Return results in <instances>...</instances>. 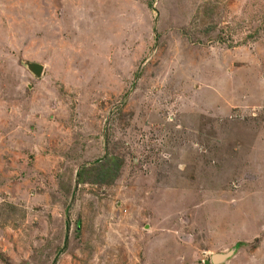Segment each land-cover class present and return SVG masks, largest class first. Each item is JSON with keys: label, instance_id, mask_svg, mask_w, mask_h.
Instances as JSON below:
<instances>
[{"label": "rangeland", "instance_id": "374dc122", "mask_svg": "<svg viewBox=\"0 0 264 264\" xmlns=\"http://www.w3.org/2000/svg\"><path fill=\"white\" fill-rule=\"evenodd\" d=\"M235 246L264 264V0H0V264Z\"/></svg>", "mask_w": 264, "mask_h": 264}, {"label": "water", "instance_id": "95a60500", "mask_svg": "<svg viewBox=\"0 0 264 264\" xmlns=\"http://www.w3.org/2000/svg\"><path fill=\"white\" fill-rule=\"evenodd\" d=\"M25 64H26L27 68L34 74V76L40 77L42 75L43 70H44V64L39 63V62H27V61H25ZM68 238H69V236L66 235L65 244H66ZM238 249L239 248L237 246H235V247L230 248L229 250H225L224 252L212 253L210 258L205 259L204 261L206 264H224L229 259H231L233 257V255H235V253L237 252ZM56 258H55L54 262L57 260Z\"/></svg>", "mask_w": 264, "mask_h": 264}, {"label": "trees", "instance_id": "16d2710c", "mask_svg": "<svg viewBox=\"0 0 264 264\" xmlns=\"http://www.w3.org/2000/svg\"><path fill=\"white\" fill-rule=\"evenodd\" d=\"M118 163L119 162H117L114 158H112V160L109 161L107 164L109 166L106 165L105 167L104 163H102V168L97 169V170L88 169V168L83 167L79 173V182L84 181L85 177H88L89 179L92 180V182H95V183H102L108 180L109 178L112 179L118 174V169H116V166H118Z\"/></svg>", "mask_w": 264, "mask_h": 264}, {"label": "crops", "instance_id": "0c3cea01", "mask_svg": "<svg viewBox=\"0 0 264 264\" xmlns=\"http://www.w3.org/2000/svg\"><path fill=\"white\" fill-rule=\"evenodd\" d=\"M74 21H77V22H79L78 20H77V18H75V20ZM73 33V32H72Z\"/></svg>", "mask_w": 264, "mask_h": 264}, {"label": "flooded vegetation", "instance_id": "af4514ba", "mask_svg": "<svg viewBox=\"0 0 264 264\" xmlns=\"http://www.w3.org/2000/svg\"><path fill=\"white\" fill-rule=\"evenodd\" d=\"M44 70H45V65H44ZM44 70H43V73H44ZM43 73H42V74H43Z\"/></svg>", "mask_w": 264, "mask_h": 264}]
</instances>
